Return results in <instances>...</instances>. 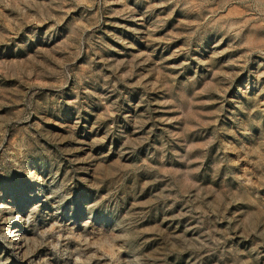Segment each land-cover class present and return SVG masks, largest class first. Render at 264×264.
Segmentation results:
<instances>
[{"label":"rangeland","instance_id":"obj_1","mask_svg":"<svg viewBox=\"0 0 264 264\" xmlns=\"http://www.w3.org/2000/svg\"><path fill=\"white\" fill-rule=\"evenodd\" d=\"M0 264H264V0H0Z\"/></svg>","mask_w":264,"mask_h":264}]
</instances>
